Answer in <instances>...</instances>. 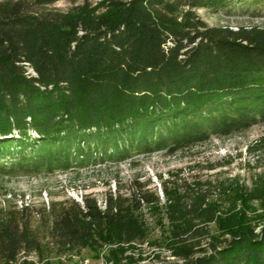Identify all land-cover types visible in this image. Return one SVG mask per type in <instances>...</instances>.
Returning <instances> with one entry per match:
<instances>
[{
	"label": "trees",
	"instance_id": "16d2710c",
	"mask_svg": "<svg viewBox=\"0 0 264 264\" xmlns=\"http://www.w3.org/2000/svg\"><path fill=\"white\" fill-rule=\"evenodd\" d=\"M54 1L0 3L1 177L175 152L264 122V28L211 27L193 12L264 0L112 1L97 15L35 8ZM141 202L150 201L74 202L52 238L131 243L143 236ZM177 222L167 246L177 264H264V222L256 232L245 210L224 219L205 252L189 240L193 226ZM36 244L27 223L0 219V264H32L18 256Z\"/></svg>",
	"mask_w": 264,
	"mask_h": 264
},
{
	"label": "rangeland",
	"instance_id": "374dc122",
	"mask_svg": "<svg viewBox=\"0 0 264 264\" xmlns=\"http://www.w3.org/2000/svg\"><path fill=\"white\" fill-rule=\"evenodd\" d=\"M8 1L18 0L0 3ZM112 1L128 0H56L35 8L52 14L97 15ZM193 12L211 27L264 28V1L232 13H213L209 8ZM140 195L150 202H141L135 214L143 231L138 240L92 249L61 247L52 238L54 218L74 202L87 199L104 209L109 198ZM243 210L257 232L264 222V122L175 152L134 154L124 161L73 165L53 173L0 176V219L14 215L27 223L37 244L21 252L18 262L26 259L32 264H177L180 260L167 246L178 219L193 226L189 240L197 251L205 252L210 240L220 237L224 219Z\"/></svg>",
	"mask_w": 264,
	"mask_h": 264
},
{
	"label": "built area",
	"instance_id": "2783aa9c",
	"mask_svg": "<svg viewBox=\"0 0 264 264\" xmlns=\"http://www.w3.org/2000/svg\"><path fill=\"white\" fill-rule=\"evenodd\" d=\"M86 264V263H85Z\"/></svg>",
	"mask_w": 264,
	"mask_h": 264
}]
</instances>
